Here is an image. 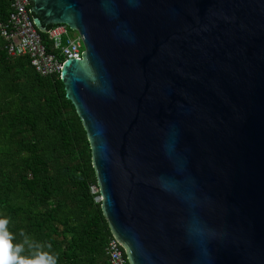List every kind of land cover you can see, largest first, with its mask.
I'll return each instance as SVG.
<instances>
[{"label": "water", "instance_id": "95a60500", "mask_svg": "<svg viewBox=\"0 0 264 264\" xmlns=\"http://www.w3.org/2000/svg\"><path fill=\"white\" fill-rule=\"evenodd\" d=\"M28 1L129 264H264V0Z\"/></svg>", "mask_w": 264, "mask_h": 264}, {"label": "trees", "instance_id": "16d2710c", "mask_svg": "<svg viewBox=\"0 0 264 264\" xmlns=\"http://www.w3.org/2000/svg\"><path fill=\"white\" fill-rule=\"evenodd\" d=\"M10 10L11 0H0V219L14 244L23 231L57 264H109L113 235L97 200L88 133L60 74L41 76L30 57L9 56L1 26ZM40 35L51 51L48 34Z\"/></svg>", "mask_w": 264, "mask_h": 264}, {"label": "built area", "instance_id": "2783aa9c", "mask_svg": "<svg viewBox=\"0 0 264 264\" xmlns=\"http://www.w3.org/2000/svg\"><path fill=\"white\" fill-rule=\"evenodd\" d=\"M52 50L48 51L31 16L28 0H11L8 22L1 26L9 56H28L31 65L41 76L60 74L63 65L72 59L82 60L84 52L80 35L58 25L48 32ZM95 192V189H93ZM113 235V234H112ZM109 264H129L126 251L112 236L106 248Z\"/></svg>", "mask_w": 264, "mask_h": 264}, {"label": "clouds", "instance_id": "9594fccd", "mask_svg": "<svg viewBox=\"0 0 264 264\" xmlns=\"http://www.w3.org/2000/svg\"><path fill=\"white\" fill-rule=\"evenodd\" d=\"M8 220L0 219V264H57L58 257L50 251H44V245L33 241L23 231V240L14 244L15 237L8 231ZM51 249V245H47ZM28 256L22 255L25 251Z\"/></svg>", "mask_w": 264, "mask_h": 264}]
</instances>
